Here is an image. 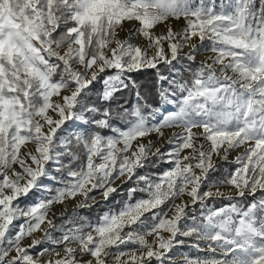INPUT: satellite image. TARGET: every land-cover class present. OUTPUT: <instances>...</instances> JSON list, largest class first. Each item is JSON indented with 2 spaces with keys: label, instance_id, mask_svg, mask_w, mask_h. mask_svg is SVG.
<instances>
[{
  "label": "snow or ice",
  "instance_id": "6c2138e0",
  "mask_svg": "<svg viewBox=\"0 0 264 264\" xmlns=\"http://www.w3.org/2000/svg\"><path fill=\"white\" fill-rule=\"evenodd\" d=\"M181 246L264 264V0H0V264Z\"/></svg>",
  "mask_w": 264,
  "mask_h": 264
},
{
  "label": "trees",
  "instance_id": "16d2710c",
  "mask_svg": "<svg viewBox=\"0 0 264 264\" xmlns=\"http://www.w3.org/2000/svg\"><path fill=\"white\" fill-rule=\"evenodd\" d=\"M152 71L153 70H148L147 73L140 75V77H139L140 81L142 83L150 82ZM165 167H167V165H163L162 164V165H160V166H158L156 168L149 169V171H151L153 173H158V172L161 171V169H163ZM129 183H131V182H129ZM128 186L129 185H124V188L126 189ZM136 195L140 196V195H143V194L137 193ZM124 198H126V192H125L124 197H121V196H116L115 197L116 200H121V199H124ZM25 200H26V202H30V198H26ZM222 202L224 203V201H222ZM108 206H109V204H107V203H105L103 205V207H101L99 204H97L94 207H92L91 209H81V210H79V215H83V216H87V217H95L97 214L102 213L103 211L107 210ZM216 206L219 207L220 206V202H217ZM71 211L68 212V218H71ZM64 219H65V217L64 218H58L56 220V223L57 224L63 223ZM65 226L67 227L68 225H65Z\"/></svg>",
  "mask_w": 264,
  "mask_h": 264
},
{
  "label": "rangeland",
  "instance_id": "374dc122",
  "mask_svg": "<svg viewBox=\"0 0 264 264\" xmlns=\"http://www.w3.org/2000/svg\"><path fill=\"white\" fill-rule=\"evenodd\" d=\"M174 23V26L175 27H180L182 24H183V21H180V22H173ZM139 41V40H138ZM138 43H140V41L138 42ZM211 55H214L213 53H211V52H203V53H201L200 55H198V56H200L203 60L204 59H206L208 56H211ZM153 139H155V136L153 137ZM164 144V141L162 142V143H158V145L157 146H161V145H163ZM240 150H243V149H240ZM239 151V150H238ZM233 154H235V153H233ZM117 183H119V182H117ZM26 199V198H25ZM102 200V198L101 197H99V196H97V201H101ZM224 203H227V201H224ZM72 210V209H71ZM71 210H69V211H71ZM68 211V212H69ZM58 218H64V217H58ZM57 218V219H58ZM56 219V220H57ZM37 236H40V233H37L36 234ZM150 239V238H149ZM28 243L29 241L28 240H25L24 241V243ZM33 251H35V250H33ZM169 255H173L174 257H175V260H174V262H173V264H180V261L182 260V257L184 256V255H191V256H195V255H197V253L195 252V250H192V249H189V248H187V246H181V247H178L177 249H174L173 250V252L172 253H170ZM200 255H203V253H201ZM45 259H46V256H45ZM85 259H87V257H85Z\"/></svg>",
  "mask_w": 264,
  "mask_h": 264
},
{
  "label": "bare ground",
  "instance_id": "6f19581e",
  "mask_svg": "<svg viewBox=\"0 0 264 264\" xmlns=\"http://www.w3.org/2000/svg\"><path fill=\"white\" fill-rule=\"evenodd\" d=\"M130 26V25H129ZM163 29L162 28H158L157 31H162ZM125 33H120V36L121 37H124ZM139 41H137L138 43ZM200 60H203L200 56H197V61H200ZM171 131H175L174 129L173 130H165V139L167 138V136L170 134ZM164 140H161L160 143H162ZM239 151H242V150H239ZM237 153L233 154V156H235ZM222 191H225L226 193L228 192V189H221ZM213 191H215V189H213ZM79 199V198H78ZM74 204L75 202L74 201H68L65 205H57L54 207V211L57 213V218L60 217L59 216V213L64 211L65 208L69 210H71L73 207H74ZM50 218H51V215H50ZM56 218V219H57ZM151 240V238L149 239ZM25 244H27L25 242ZM49 256L46 255V259H48Z\"/></svg>",
  "mask_w": 264,
  "mask_h": 264
}]
</instances>
